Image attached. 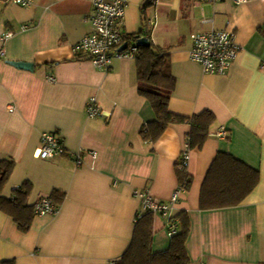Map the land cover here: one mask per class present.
<instances>
[{"label": "crops", "instance_id": "crops-1", "mask_svg": "<svg viewBox=\"0 0 264 264\" xmlns=\"http://www.w3.org/2000/svg\"><path fill=\"white\" fill-rule=\"evenodd\" d=\"M147 3L130 0L122 30L145 29L155 45L170 49L176 78L170 110L216 115L203 147L191 150V185L175 210L190 220V264L264 262V0H157L153 17ZM91 10V0H33L27 7L0 0V162L16 163L3 195L12 196L27 180L33 183L29 204L65 192L58 211L37 215L28 232L0 210V262L110 264L133 238L141 209L135 192L146 189L168 200L179 185L177 163L190 125L172 124L155 142L143 137L142 127L156 114L138 92L136 58L115 59L102 70L76 57V44L92 29ZM154 17L153 25L143 27L144 18ZM23 24L29 27L22 30ZM224 28L235 32L242 50L226 74L205 73L190 59V35ZM7 30L15 34L2 40ZM92 96L109 116L88 115ZM222 129L227 138L217 135ZM44 132H56L69 151L82 152L83 163L67 155L39 157ZM219 152L258 169L259 182L239 205L203 210L202 186ZM153 226V251L167 250V221L154 214Z\"/></svg>", "mask_w": 264, "mask_h": 264}, {"label": "trees", "instance_id": "trees-1", "mask_svg": "<svg viewBox=\"0 0 264 264\" xmlns=\"http://www.w3.org/2000/svg\"><path fill=\"white\" fill-rule=\"evenodd\" d=\"M153 5L154 0H148ZM143 27H148L144 18ZM264 33V25L260 27ZM145 29L136 34H130L135 41L145 36ZM150 45H138L136 57L138 92L151 104L156 119L146 123L141 130L148 141H157L172 124L186 123L190 125L187 141L190 151L203 147L211 134V127L216 121L213 111L205 109L198 114L185 116L170 110L169 101L176 86V78L171 72L169 51L167 47L155 45L150 39ZM81 58V56H76ZM179 162V161H178ZM14 159H4L0 162V210L11 216L22 232H28L36 215L34 204L28 199L33 189V183L24 181L13 190L10 197L3 195V189L14 168ZM179 183L185 185L186 191L191 185L188 167L180 168ZM259 170L249 166L240 159L225 152H219L213 161L201 190L200 206L203 210L218 209L239 205L251 193L259 182ZM58 207L65 198V192L56 190L51 196ZM177 232L172 234L167 250L154 252L152 248L154 233V213L145 212L136 216L133 238L125 252L111 261L110 264H190L187 251V239L190 233V220L185 212L175 214ZM0 264H15L14 260L2 261ZM259 264H264L260 262Z\"/></svg>", "mask_w": 264, "mask_h": 264}, {"label": "built area", "instance_id": "built-area-1", "mask_svg": "<svg viewBox=\"0 0 264 264\" xmlns=\"http://www.w3.org/2000/svg\"><path fill=\"white\" fill-rule=\"evenodd\" d=\"M15 3L27 7L33 0H13ZM247 0H236L243 3ZM92 10L88 16L92 29L75 46L78 56L87 57L97 67L102 70H109L115 59H134L138 55V43L130 37V33L122 30V23L127 14L130 0H91ZM157 3V0H154ZM208 19L203 18L202 22ZM148 25L155 23V18L147 21ZM28 24L21 26L22 30L28 28ZM13 30L3 32L1 39L7 40L14 36ZM192 45L189 50L190 59L198 63L205 73L226 74L242 50V46L236 40L235 32L229 28L212 29L209 31H199L190 35ZM5 51L0 50L3 56ZM49 80L55 81L53 76ZM86 111L90 117H99L109 114L103 110L97 98L92 96L86 106ZM221 138H227L229 132L222 129L217 134ZM93 158L97 157L94 151H85ZM37 155L42 158H54L58 156H70L77 164H82L84 155L82 152L69 151L62 138L56 132H44L41 136L40 146ZM191 151L187 141L179 159V167L185 168L189 165ZM186 192L185 185L179 183L172 196L168 200L156 198L149 190H137L135 193L141 199V209L138 216L145 212H152L162 216L167 221L169 234L177 232V221L174 219L177 204L182 195ZM36 215L54 214L58 211V206L53 203L50 197H42L35 205ZM136 221V219H135ZM199 264H206L201 262Z\"/></svg>", "mask_w": 264, "mask_h": 264}, {"label": "water", "instance_id": "water-1", "mask_svg": "<svg viewBox=\"0 0 264 264\" xmlns=\"http://www.w3.org/2000/svg\"><path fill=\"white\" fill-rule=\"evenodd\" d=\"M137 43L140 46H142V45L149 46L151 44L148 38H142ZM12 64H14L15 66H17L19 68H25V69H30V70L33 69V64L28 63V62L15 61V62H12Z\"/></svg>", "mask_w": 264, "mask_h": 264}, {"label": "rangeland", "instance_id": "rangeland-1", "mask_svg": "<svg viewBox=\"0 0 264 264\" xmlns=\"http://www.w3.org/2000/svg\"><path fill=\"white\" fill-rule=\"evenodd\" d=\"M159 6V5H158ZM158 7H157V4L155 5H152V6H150L148 9V16L149 17H153V16H155L156 15V9H157ZM155 18V17H154Z\"/></svg>", "mask_w": 264, "mask_h": 264}]
</instances>
